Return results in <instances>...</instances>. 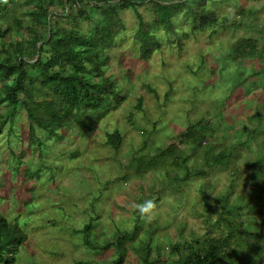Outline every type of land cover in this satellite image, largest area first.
Returning <instances> with one entry per match:
<instances>
[{
    "label": "rangeland",
    "instance_id": "obj_1",
    "mask_svg": "<svg viewBox=\"0 0 264 264\" xmlns=\"http://www.w3.org/2000/svg\"><path fill=\"white\" fill-rule=\"evenodd\" d=\"M210 5L217 7L220 14H246V20L240 18L241 14L236 15L246 24L237 28L226 22L229 25L224 28L215 25L191 34L183 39V48L158 31L162 46L147 61L139 57V43L134 36L137 19L131 10L124 11L126 30L109 50L111 59L106 66V77L117 80L126 99L105 117L91 138L80 136L75 126L63 131L66 134L63 140H59L63 138L62 131L57 138H49L38 128L39 148L31 141L29 120L23 110L18 112L14 123L10 119L3 125L0 123V214L20 221L29 233L15 264L106 260L112 254V247L91 248L84 240L82 229L90 222L91 236L100 244L111 240L116 232L136 228L137 237L141 238L154 228L153 246L172 239L190 241L205 233L209 224L213 229L218 227L221 205L212 200L215 209L208 212L202 197L206 193L213 199L229 193V204L242 206L232 216L254 234L260 231L264 205L259 200L256 202V197L264 182L252 178L251 173L261 163L264 167V94H235L222 107L229 110L224 113L226 119L219 133L222 135L216 136V142L233 143L229 150H234L223 167L207 165L202 148L198 156L189 158L188 166L200 167L206 173L190 180H176V173H184L186 169L184 164L176 167L170 159L141 175L132 167V171L128 169L133 155L136 158L153 147L177 142L176 131L203 117L212 97L217 99L212 111L222 106L239 64L230 56L231 62L222 76L213 79L218 87L210 80L213 66H220L216 62L221 57L227 59L230 46L239 38L260 37L255 23L264 25V0H213ZM145 14L149 18L152 12L148 10ZM178 23L183 28L178 27L179 36L183 30L190 31L188 23L180 20ZM253 64L260 61L246 60L240 70H249ZM263 89L264 76L254 92ZM140 98L142 109H137ZM0 117L7 118L4 105H0ZM130 117L138 126L133 125ZM115 129L123 135L119 150L106 144L107 131ZM220 148L216 146L212 153ZM127 170L130 175L124 176ZM180 182L178 187H172ZM149 200L155 202L156 209L152 221L146 223L136 206ZM255 204L262 211H251L250 205ZM124 264H143V261L130 248Z\"/></svg>",
    "mask_w": 264,
    "mask_h": 264
},
{
    "label": "trees",
    "instance_id": "obj_2",
    "mask_svg": "<svg viewBox=\"0 0 264 264\" xmlns=\"http://www.w3.org/2000/svg\"><path fill=\"white\" fill-rule=\"evenodd\" d=\"M212 1L0 0V105H4L7 115L6 119L0 117V123L3 125L7 119L14 123L18 112L23 110L29 120L31 141L39 148L41 139L37 135L38 128L44 130L49 138H57L59 131L75 126L80 136L91 138L105 117L126 99L117 80L106 77V66L111 59L109 50L126 30L124 11L131 10L137 19L134 36L139 43V57L147 61L162 46L158 31L183 48V39L212 26L224 28L233 24L240 28L246 24L243 21L246 14L237 13L241 14L243 20L236 18L237 14H220L217 7L210 5ZM148 10L152 12L149 18L145 14ZM179 20L190 25V31L183 30L181 36L178 35ZM255 25L260 37L239 38L230 46L227 59L221 57L216 62L220 66H213L210 80L216 82L218 87L217 80L213 79L222 76L224 68L231 62L230 56L239 64L237 70L240 72L231 77L227 89L232 87L222 99L223 105L212 111L217 99L210 96L203 117L184 123L186 127L176 131L177 142L153 147L136 158L133 155L129 170L133 168L137 174H145L148 170L165 165L170 159L178 168L184 164L186 171L176 173V180L186 181L197 174L206 173L200 167L194 166L193 169L188 166L189 158L198 156L200 149H205V162L213 167H223L226 159L234 155V150H229L233 143H230L231 146L225 145L224 141L218 143L216 136L222 133L220 126L226 119L225 111L229 110L222 107L227 106L235 94H264V89L259 93L254 92L264 76V25ZM246 60H258L260 64H253L249 70L241 71L240 65ZM137 109H142L141 98ZM130 119L133 125L138 126ZM228 136L229 133L224 135V140ZM65 137L63 132V138L59 140ZM106 144L119 150L123 144L120 130L107 131ZM216 146L221 148L212 153ZM262 165H258L251 177L264 182ZM129 170L123 175L129 176ZM180 184L171 183L172 187ZM256 184H252V187H256ZM263 187L257 189L256 202L259 200L264 205ZM202 197L208 212L215 209L212 200L221 205L217 229H213L206 220L209 227L205 233L192 240L183 242L172 239L154 246L151 237L154 228H150L143 238L137 237V228L130 232L126 229L116 232L111 240L100 244L94 235L91 236L90 222L82 229L86 244L91 248L112 247V254L106 260L77 262L124 264L130 248H133L143 264H264V217L260 221V231L254 234L232 216L242 206L229 204V193L219 194L215 199L209 193ZM250 207L251 211H262L256 204ZM250 237L254 239L246 241ZM28 239L29 233L20 221L0 214V264H15Z\"/></svg>",
    "mask_w": 264,
    "mask_h": 264
},
{
    "label": "clouds",
    "instance_id": "obj_3",
    "mask_svg": "<svg viewBox=\"0 0 264 264\" xmlns=\"http://www.w3.org/2000/svg\"><path fill=\"white\" fill-rule=\"evenodd\" d=\"M139 211L141 218L146 222L150 223L154 218V210L156 209V204L154 201H145L142 204L136 206Z\"/></svg>",
    "mask_w": 264,
    "mask_h": 264
}]
</instances>
